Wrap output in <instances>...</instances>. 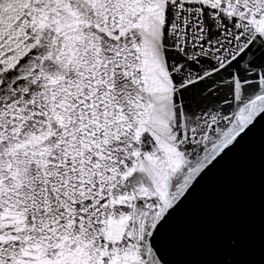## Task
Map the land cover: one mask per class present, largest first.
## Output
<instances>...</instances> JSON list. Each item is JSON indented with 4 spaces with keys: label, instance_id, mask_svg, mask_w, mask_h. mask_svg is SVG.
Returning a JSON list of instances; mask_svg holds the SVG:
<instances>
[{
    "label": "snow or ice",
    "instance_id": "snow-or-ice-1",
    "mask_svg": "<svg viewBox=\"0 0 264 264\" xmlns=\"http://www.w3.org/2000/svg\"><path fill=\"white\" fill-rule=\"evenodd\" d=\"M258 123L264 0H0V264H177Z\"/></svg>",
    "mask_w": 264,
    "mask_h": 264
},
{
    "label": "water",
    "instance_id": "water-1",
    "mask_svg": "<svg viewBox=\"0 0 264 264\" xmlns=\"http://www.w3.org/2000/svg\"><path fill=\"white\" fill-rule=\"evenodd\" d=\"M185 243L171 255L177 264H264V126L256 129L198 185L178 215ZM243 237L240 252L229 253L221 236Z\"/></svg>",
    "mask_w": 264,
    "mask_h": 264
}]
</instances>
